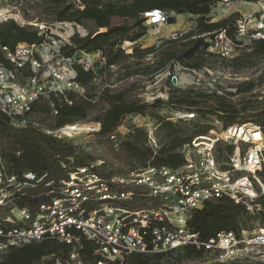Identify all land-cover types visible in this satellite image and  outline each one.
Returning a JSON list of instances; mask_svg holds the SVG:
<instances>
[{
    "label": "built area",
    "instance_id": "2783aa9c",
    "mask_svg": "<svg viewBox=\"0 0 264 264\" xmlns=\"http://www.w3.org/2000/svg\"><path fill=\"white\" fill-rule=\"evenodd\" d=\"M246 1L256 3L255 14H239L232 36L224 29L214 34L207 49L209 52L232 59L241 46L240 40L264 38V0H218L211 4L210 12L233 2ZM169 15L175 17L173 12L166 13L158 8L142 14L145 24L158 28L168 25ZM56 26L66 36L51 34L39 43L19 42L12 49L0 45V114L15 127L32 124L60 139L97 133L98 121L78 120L52 128L29 119L34 104L39 101L47 102L55 115L57 110L52 95L66 91L85 93L75 80L76 64L97 74V68L105 63V56L98 50L90 52L96 55L93 60L90 53L82 50L66 55L63 47L71 45V37L87 33L81 34L82 26L72 22L60 21ZM186 33L172 31L169 38L178 39ZM172 78L177 81L175 76ZM210 78L208 83L215 82L216 76ZM177 115L180 120L195 117L184 110ZM131 119L137 126L139 116ZM216 123L220 125L218 128L213 126L207 134L195 136L180 147L179 152L185 158L183 165L177 168L147 165L115 174L108 180L96 171V163L73 168L58 184L47 173L38 176L33 172H24L21 176L9 174L0 154V206L9 212L0 219V264L8 248L45 238L72 245V250L59 258L49 256L38 263L26 264H122L130 254L177 251L186 246L202 248L214 262H234L246 260L256 247L264 249V228L260 226L250 231H218L202 240L188 224L192 212L207 201L226 197L252 211L260 208L254 201L264 195L261 126L236 122L223 127L221 122ZM115 136V132L110 134V138ZM148 137L150 146L153 143L156 147L151 136ZM226 146H230V151ZM40 182L48 188L46 201L35 210L16 204L18 194L23 196L27 188ZM136 197H148L150 203L155 204L128 209L122 206L116 209L112 205L114 201L126 202ZM83 240L90 243L94 258L82 252Z\"/></svg>",
    "mask_w": 264,
    "mask_h": 264
},
{
    "label": "trees",
    "instance_id": "16d2710c",
    "mask_svg": "<svg viewBox=\"0 0 264 264\" xmlns=\"http://www.w3.org/2000/svg\"><path fill=\"white\" fill-rule=\"evenodd\" d=\"M216 1L218 0H13L22 9L26 5L32 7L31 2H35V5L39 3L43 8L45 18L38 16H32L31 18L28 14H23L27 21L36 19L38 23L45 22L46 27H51L60 21H67L89 29L85 36H72L71 45H65L63 52L66 55H71L76 50L88 53L100 51L105 56V63L97 68L96 72L99 73L109 69L110 66L120 65L123 60L129 57H135L137 63H140L149 54L153 53L154 47L142 48L137 44L148 29L145 18L142 16L143 12L158 8L166 13L188 14L195 17V27L197 29L194 32L184 34L181 40H178L179 38L168 40L166 42L168 46L162 50L160 59L154 66L146 64L142 68H136L135 72L128 71L127 75L129 76L141 73L145 76L156 75L166 68L170 69L171 65L176 63L190 69L200 70L203 68L202 60L206 56L213 55L221 60L228 61L232 66L237 63L239 57L224 59L207 50L214 34L221 29H224L227 35L232 36L235 19L239 16L238 13H233L223 19L211 21L209 16L210 6ZM113 18L119 19L120 22L113 24ZM48 33V29L40 32L37 30V26L28 23L19 25L9 19L0 22V45L12 49L19 42L39 43ZM179 41L181 44L178 46L176 43H179ZM124 42L133 44L131 53L126 54L122 49L121 46ZM251 44L253 48H251L249 55L255 54L264 57V38L252 40ZM75 70V80L83 88H89L96 74L83 70L77 64ZM251 87V84L244 85L239 87L238 91L241 92ZM88 90L83 95L73 91L52 95L51 99L54 102L57 114L52 115L54 120L49 127L53 128L65 123L87 120L90 111L105 103L106 108H100L93 121L100 123L98 134L110 135L127 115H143L149 109H156L167 104H177L182 110L191 111L192 114L201 118L215 115L223 127L236 122H253L261 126L264 135V105L243 114L235 107L222 102L207 104L209 101L207 94H192L191 91L178 97L171 96L167 101L157 98L148 104L137 100H128L126 97L127 89L116 92L108 86H103L95 94L89 93ZM200 99L205 101V106H198ZM67 101H70V103H67ZM38 107H40V101L34 104L32 112L37 110ZM43 107L49 114H52L50 105L47 102H44ZM156 118L159 130L163 131L164 141L157 149L149 146L147 141L144 146L137 145L133 140L125 141L123 143L124 149L133 164L126 172L142 169L147 165H165L170 168H177L185 163L183 154L179 152L180 147L190 142L193 137L205 135L212 129L209 124L192 121V119L187 120L188 122L184 121V126H181L159 116ZM128 135L132 138L143 135L146 138V132L135 127ZM226 148L230 151V146H226ZM0 154L5 161L9 174L21 176L24 172H33L38 176L47 173V176L53 179L55 184L67 178L68 173L73 168L90 166L95 163L93 162L94 157L83 152L79 146L73 143L72 139L57 138L32 124L15 127L2 114H0ZM217 157L220 158L219 153ZM94 168L107 180L115 174L122 173L119 170L107 169L104 164L102 166L97 164ZM261 173H264V169ZM118 188L120 189V187ZM47 190L48 188L43 185V182H40L32 188H27L23 196L18 194L15 199L16 204L35 210L41 202L49 198L46 195ZM116 202L118 201L113 203ZM121 202L124 203V201ZM150 202L151 200L148 197H136L131 201H126L125 205L130 208H139L155 204ZM254 204L259 205L260 208L249 211L242 204L234 203L226 197L210 200L200 209H195L192 212L188 224L202 240H207L218 231L234 230L238 232L242 229L249 230V227H252L254 223L264 228V195H260L254 201ZM82 243V252L87 257L94 258L91 256L92 247L90 243L84 240ZM71 250L72 245L53 238H45L20 247L8 248L2 255V263H38L49 256L62 257ZM175 254L180 255L182 259H197L207 253L202 248L197 249L193 246H186L177 251L130 254L123 259L122 264H161L162 261ZM116 263L109 262V264ZM213 264L251 263L243 260L214 262Z\"/></svg>",
    "mask_w": 264,
    "mask_h": 264
},
{
    "label": "rangeland",
    "instance_id": "374dc122",
    "mask_svg": "<svg viewBox=\"0 0 264 264\" xmlns=\"http://www.w3.org/2000/svg\"><path fill=\"white\" fill-rule=\"evenodd\" d=\"M252 2V1H251ZM254 3V2H253ZM35 2H31V6H24L23 9L16 5L13 0H0V22L6 20H13L19 25L31 24L37 26L40 30H49L48 34H45V39H48L51 34H56L61 37L66 36L64 31H59L55 25L46 27L44 23H38L36 19L27 21L23 14L32 16H38L45 18L44 10L39 5H35ZM256 4V3H254ZM255 7L252 4L246 2H233L228 6L223 7L218 11H211L210 17L212 21L223 19L230 14L236 12H246L250 15H254ZM176 21L169 26L153 27L148 26L146 34L137 42L142 48L152 46L154 51L149 54L139 64L135 57H129L123 60L120 65H115L107 70H103L102 73L97 72L95 80L89 85V88H84L86 91L89 89V93L95 94L103 86H108L112 91L128 90L126 97L128 100H137L140 102H146L148 104L155 101L157 98L167 101L169 97H178L191 91L192 94L203 93L207 94V104H218L222 102L229 106L235 107L239 112L246 114L253 110L258 109L264 105V57L252 54L249 55L253 45L251 41L247 39L240 40L241 46L235 50L234 57H239V61L234 63L232 66L228 61L221 60L216 56H206L203 61V68L200 70L190 69L179 64L171 65V68H166L164 71L159 72L156 75H127L128 71L135 72L136 68H142L146 64L155 65L159 59L162 50L165 49L167 41L170 40L169 34L172 31H185L187 33L195 31L196 21L195 17L188 14L175 15ZM34 18V17H33ZM46 21V20H45ZM49 22V21H47ZM120 20L117 18L112 19L113 24L119 23ZM49 26L51 24H48ZM173 25V26H172ZM175 29V30H174ZM103 30V29H101ZM89 29L82 27L81 34L88 33ZM184 36V35H183ZM180 37L178 40H181ZM209 40V39H208ZM179 43L176 45L179 46ZM133 44L130 42H124L122 49L126 54L131 53ZM96 55L90 53V59L93 60ZM154 62V64H153ZM127 66V67H125ZM208 70V72L206 71ZM172 76L177 78V81H172ZM210 76H216L215 82L208 83L211 81ZM210 78V79H209ZM251 84L250 89L239 92L238 88ZM206 96V95H205ZM95 98V97H94ZM205 101L200 99L198 106H205ZM44 100L40 101V107L34 110L30 115L29 119L36 121L39 124L51 125L54 120V115L49 114L43 107ZM106 104H100L96 106L89 113L88 121H92L100 108H106ZM183 111L177 104L162 105L156 109H149L145 114H130L127 115L121 123L115 128V138H110V135H100L98 133L90 134H79L72 139L76 146L94 157L95 163L98 166L104 164L105 168L111 170H119V172H126L133 165L129 159L128 154L124 149V142L133 140L137 145L144 146L149 144V137L154 140L156 147L151 143L153 149H157L161 142L164 141L163 131L159 130L157 123V116L163 119L170 120L175 124L184 126V121L177 119L178 112ZM189 114H192L190 111ZM138 115V125L132 123V117ZM132 116V117H130ZM192 121H199L201 123L209 124L212 129L219 127L216 123L218 121L215 115H209L205 118L196 116ZM219 122V121H218ZM140 128L146 132V138L143 135H137V137H129V133L133 128ZM147 141V143H146ZM124 202L112 203L116 209H122L126 207ZM130 208V207H126ZM9 214L6 207H0V217H4ZM255 224V223H254ZM249 227V230L254 229L257 224ZM264 249L262 247L254 248V251L249 253L246 257L248 263L259 264L264 263ZM214 261L212 256L209 254L203 255L201 258L190 259L182 257L178 254L169 256L167 259L162 261L161 264H213Z\"/></svg>",
    "mask_w": 264,
    "mask_h": 264
},
{
    "label": "crops",
    "instance_id": "0c3cea01",
    "mask_svg": "<svg viewBox=\"0 0 264 264\" xmlns=\"http://www.w3.org/2000/svg\"><path fill=\"white\" fill-rule=\"evenodd\" d=\"M249 4H252L254 7H255V11L254 12H256V10H257V6H256V4H254L253 2H249ZM236 13H238V14H241V15H245V16H251L250 15V13L248 12V13H246V12H236ZM255 14V13H254ZM168 26H169V24H168ZM173 26V25H172ZM175 30V29H174Z\"/></svg>",
    "mask_w": 264,
    "mask_h": 264
},
{
    "label": "water",
    "instance_id": "95a60500",
    "mask_svg": "<svg viewBox=\"0 0 264 264\" xmlns=\"http://www.w3.org/2000/svg\"><path fill=\"white\" fill-rule=\"evenodd\" d=\"M168 24H172L175 22V17L173 15H169L168 16V20H167ZM175 78H172V81L174 82Z\"/></svg>",
    "mask_w": 264,
    "mask_h": 264
}]
</instances>
